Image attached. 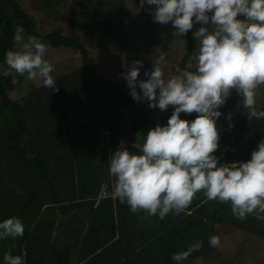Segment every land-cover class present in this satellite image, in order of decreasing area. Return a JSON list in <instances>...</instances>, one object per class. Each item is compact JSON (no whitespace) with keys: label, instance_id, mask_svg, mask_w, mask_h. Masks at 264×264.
I'll list each match as a JSON object with an SVG mask.
<instances>
[{"label":"trees","instance_id":"16d2710c","mask_svg":"<svg viewBox=\"0 0 264 264\" xmlns=\"http://www.w3.org/2000/svg\"><path fill=\"white\" fill-rule=\"evenodd\" d=\"M75 4L79 19H70L69 23L90 35L115 37L129 17L122 0H76ZM100 8L106 9L104 22L95 17ZM17 29L27 37H39L33 17L16 0H0V73L12 72L4 63V53L13 50ZM185 34L189 44L180 65L183 71L194 70L185 65L192 52L190 31ZM43 38L47 49L74 50L80 64L54 79L55 91L41 85L23 102L11 98L8 92L21 86L25 74L16 76V84L11 83V75H0V220L17 217L24 225L22 236L0 240V261L16 243L22 247L25 244L21 254L25 264H176L172 253L186 250L197 241L201 247L187 258L214 250L208 237L215 235L216 224H228L264 239V220L258 221L253 215L237 219L229 203L208 200L203 191H198L183 211L170 212L160 219L143 210L133 213L119 203L112 193L114 177L109 172L95 185L86 184H90L89 178L75 172L82 183L74 182V172L66 169H73L79 162L78 147L82 150L87 146L84 137L81 139L84 127L80 125L84 121L91 134L96 129L93 125H104L101 128L112 134L109 145L113 150L122 143L137 153L141 142L137 136L147 131L146 127L139 128L146 116L142 119L143 109L126 90L97 71L96 60L84 43L57 31ZM239 99L234 91L219 108L221 115L215 121L218 147L213 153L218 163L247 160L264 139V118L248 120ZM184 115L191 120L197 114ZM68 118L72 124H67ZM33 136L38 140L33 141ZM108 147L104 146L105 151ZM61 151L65 152L63 156ZM58 157L63 173L55 183L50 162L54 164ZM56 185L60 186L57 190ZM105 191L109 193H102ZM50 193L54 196L49 198ZM61 227L68 229L71 239L56 244L52 233Z\"/></svg>","mask_w":264,"mask_h":264},{"label":"clouds","instance_id":"9594fccd","mask_svg":"<svg viewBox=\"0 0 264 264\" xmlns=\"http://www.w3.org/2000/svg\"><path fill=\"white\" fill-rule=\"evenodd\" d=\"M139 4L149 6L154 22L170 23L178 36L200 24L191 33L197 41L195 68L165 78L161 54L152 61L151 70L144 72L146 79L137 78L140 60L122 73L134 100H146L149 108L161 111L173 107L166 123H157L137 136L141 141L137 153L122 143L110 153L114 198L133 213L143 210L163 219L170 212L183 211L203 191L208 200L229 203L237 219L253 215L264 220V139L244 161L218 163L213 154L218 147L215 121L230 90L237 92L248 120L264 118L256 100L258 87L264 85V0H139ZM14 38L21 40L19 34ZM46 51V43L28 36L19 50L4 53V63L12 72L0 75H11V83L16 84V76L26 74L28 80H39L55 91L53 65L45 58ZM182 112L197 115L186 120L179 116ZM23 232L19 218L0 220V240ZM208 243L215 248L220 240L212 235ZM200 247L197 241L172 253L171 259L181 264ZM0 264L24 261L20 255L5 252Z\"/></svg>","mask_w":264,"mask_h":264},{"label":"rangeland","instance_id":"374dc122","mask_svg":"<svg viewBox=\"0 0 264 264\" xmlns=\"http://www.w3.org/2000/svg\"><path fill=\"white\" fill-rule=\"evenodd\" d=\"M16 1L21 9L33 17L35 31L39 35V37H36L37 39L45 43L43 36L52 31H57L62 35L84 43L90 56L96 60L97 71L103 77L114 82L127 92L128 88L126 86V81L122 78V73L125 72L135 60H140L142 62L137 77L138 79H146L144 72L146 70H151L152 61H155L161 54L164 56V60L161 62L160 67L165 78L174 74L178 75L183 71L180 62L187 53L189 44L186 34L178 36L174 33V29L170 23L159 24L154 22L150 11L147 10L149 6L145 5L141 7L139 0H122L129 12V17L123 28L112 38H103L99 36V34L90 35L88 31L75 28L69 23L70 19H79L77 15V6L75 4L76 0H49V4L45 3V0ZM101 1L119 2L120 0ZM105 10V8H100L95 11V17L102 22H104L106 16ZM199 26V23H195L193 29L189 30L190 34ZM17 34L21 36V40L18 41L15 39L13 50H19L22 43L27 39V36L19 29L16 30V35ZM191 44L192 52L186 59L185 65L190 69H194L195 60L193 57L195 55L194 52L196 50L197 41L192 34ZM45 58L53 65V72L51 75L54 79L65 73H69L80 64L79 55L74 50L64 47H52L47 49ZM41 85L39 80H28L25 74L21 86L8 92V94L11 98L23 102L30 97L32 90ZM137 91L139 92V89H137ZM234 91L235 89L230 90V95L228 97H232ZM256 100L257 106L264 107V85L258 87ZM137 103L138 108H142L145 114L142 115V119L146 116V119L141 122L142 125L139 128L143 129V127H146L147 130L154 127L157 123H166L167 117L170 116L173 107L170 105L165 110L161 111L155 107L149 108L146 100L137 101ZM184 114L186 113L182 112L179 116L186 119ZM70 123L72 124L71 119L68 118L67 124ZM85 124L87 123L84 121L82 125H80L84 127L81 139L84 137L87 146L84 148L85 150H81V148L78 147L79 162L77 161V165L75 164L73 169L68 167L66 170L74 172V182L82 183V181L78 179V176H75L76 172V175L81 173L79 175L81 178H89L90 184L89 181H86V184L95 185L98 181L101 182L100 180L105 178L104 176L109 172L107 164L109 155L113 151L112 147L109 145L110 135L112 134L105 130V128H101L104 125L98 127L95 124V127V125H93L94 123H90L96 128L92 130L91 134L89 133L90 129L88 124ZM32 139L33 141H37L38 137L33 136ZM104 146H109L108 150L105 151ZM91 151L94 152L92 153ZM64 154L65 152L61 151V156ZM28 155L30 156V154ZM60 158L61 157H58V161H55L54 164L50 162V166L53 169L52 178L55 183H59V179L61 178L60 172L63 173V169L59 166ZM76 159L77 155H75V161ZM101 186L103 189L104 183ZM58 188H60V186L56 185L55 189L57 190ZM57 193H59V191ZM102 193H109V191ZM51 196L54 195L50 193L49 198ZM46 207L44 209H47ZM45 211L48 212V210ZM13 213L15 214L16 212L14 211ZM30 224H32V222ZM28 228L31 229V226L29 225ZM214 229L215 235L220 240V245L208 253L185 259L183 264H264V239L233 226H229L228 224H216ZM67 230L68 229L65 227H61L59 231L54 229L52 237L56 244L70 242L71 238ZM7 241L9 243L11 242L10 239H7ZM8 242L2 245L4 249ZM22 243H27V241L23 240ZM24 247L25 244L22 247L20 244L14 243L13 250L10 252L12 255H20L25 264V259L21 255L22 252L25 251ZM10 252L8 251V253Z\"/></svg>","mask_w":264,"mask_h":264}]
</instances>
